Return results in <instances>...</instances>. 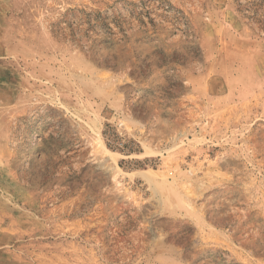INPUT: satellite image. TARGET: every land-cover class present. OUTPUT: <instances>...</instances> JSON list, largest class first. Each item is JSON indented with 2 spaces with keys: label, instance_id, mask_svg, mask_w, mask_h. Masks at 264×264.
<instances>
[{
  "label": "rangeland",
  "instance_id": "1",
  "mask_svg": "<svg viewBox=\"0 0 264 264\" xmlns=\"http://www.w3.org/2000/svg\"><path fill=\"white\" fill-rule=\"evenodd\" d=\"M0 264H264V0H0Z\"/></svg>",
  "mask_w": 264,
  "mask_h": 264
}]
</instances>
